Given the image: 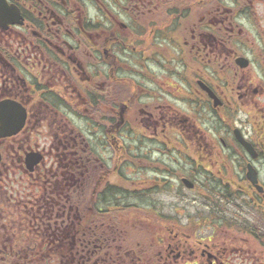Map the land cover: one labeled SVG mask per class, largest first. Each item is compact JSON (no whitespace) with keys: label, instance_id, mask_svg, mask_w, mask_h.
Wrapping results in <instances>:
<instances>
[{"label":"flooded vegetation","instance_id":"1","mask_svg":"<svg viewBox=\"0 0 264 264\" xmlns=\"http://www.w3.org/2000/svg\"><path fill=\"white\" fill-rule=\"evenodd\" d=\"M3 123L0 251L32 219L92 231L105 176L148 170L149 143L217 167L233 215L207 239L164 221L140 263L264 264V0H0ZM252 208L255 235L236 216Z\"/></svg>","mask_w":264,"mask_h":264},{"label":"rangeland","instance_id":"2","mask_svg":"<svg viewBox=\"0 0 264 264\" xmlns=\"http://www.w3.org/2000/svg\"><path fill=\"white\" fill-rule=\"evenodd\" d=\"M254 8L257 10V5ZM250 13L258 14V11ZM235 21L242 30L241 36L248 34L253 40L257 39L258 24L255 19L238 17ZM168 101L172 102L170 98ZM192 157L193 155L185 152L170 154L167 159L166 156L151 151V144L148 143V170L122 169L118 176L116 173L109 174L110 176H105L106 186H103V189L108 191L111 201L116 199L122 202L118 207L114 206L117 212L129 219L145 218L148 223L147 230L155 235L154 238L159 244L162 235L161 232L155 234V224L165 217L179 224L183 232L193 234L195 238L207 239L213 228L228 226L227 221L231 220L233 209L219 196L224 190L219 185L220 174H217V167L208 170L197 169L191 161ZM181 176L191 179L195 189L184 188L179 182ZM160 180H165V184ZM100 206L105 210L108 204L103 201ZM147 213L148 218L145 217ZM245 214L241 216L237 213L238 222L240 219L246 221L249 230L252 229L251 233L255 235L257 211L252 208L245 211ZM138 235L130 232L127 237L132 242H137V239H142L141 235Z\"/></svg>","mask_w":264,"mask_h":264},{"label":"trees","instance_id":"3","mask_svg":"<svg viewBox=\"0 0 264 264\" xmlns=\"http://www.w3.org/2000/svg\"><path fill=\"white\" fill-rule=\"evenodd\" d=\"M115 202L105 200L108 204L105 210L90 218L89 223L96 225L92 231H85L82 221L77 219H63L54 228L49 225V219L26 222L24 229L28 233L8 235V249L0 256L5 260L3 264H140L123 233L97 234L99 225L119 224L114 206L122 202L118 201L117 205ZM141 236L145 237V233ZM140 249L145 253L144 247Z\"/></svg>","mask_w":264,"mask_h":264},{"label":"water","instance_id":"4","mask_svg":"<svg viewBox=\"0 0 264 264\" xmlns=\"http://www.w3.org/2000/svg\"><path fill=\"white\" fill-rule=\"evenodd\" d=\"M10 125H13L12 123H9ZM241 140V142H242V144L246 147V148H249L250 147V145H249V143H247L243 138H241L240 139ZM248 178L252 181V183H255V178H254V175L252 174H250V172H248ZM181 181L184 183V185L187 187V188H191V187H193V183L190 181V180H188V179H186V178H182L181 179Z\"/></svg>","mask_w":264,"mask_h":264}]
</instances>
